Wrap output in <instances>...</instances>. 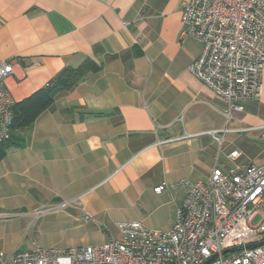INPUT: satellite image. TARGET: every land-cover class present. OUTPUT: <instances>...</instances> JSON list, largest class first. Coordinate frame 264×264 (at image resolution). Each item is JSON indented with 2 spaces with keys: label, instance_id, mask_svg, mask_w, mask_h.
I'll use <instances>...</instances> for the list:
<instances>
[{
  "label": "crops",
  "instance_id": "crops-1",
  "mask_svg": "<svg viewBox=\"0 0 264 264\" xmlns=\"http://www.w3.org/2000/svg\"><path fill=\"white\" fill-rule=\"evenodd\" d=\"M188 1L0 0L15 104L65 68L102 66L0 159V254L103 245L120 238V222L169 231L181 181L264 167V71L261 97L237 101L241 111L199 81L189 67L203 44L182 37Z\"/></svg>",
  "mask_w": 264,
  "mask_h": 264
},
{
  "label": "built area",
  "instance_id": "built-area-1",
  "mask_svg": "<svg viewBox=\"0 0 264 264\" xmlns=\"http://www.w3.org/2000/svg\"><path fill=\"white\" fill-rule=\"evenodd\" d=\"M182 37L203 44L190 72L225 99L232 109L239 100H258L263 90L264 0H189L182 10ZM14 73L9 61L0 63V144L11 137L15 102L4 81ZM239 156L237 151L230 157ZM186 199L169 231L120 222V238L106 244L70 249H34L0 264H264V240L254 224L264 201V167L250 165L227 173L215 169L208 182L181 181ZM160 187L159 190H163ZM240 251L227 253L232 249Z\"/></svg>",
  "mask_w": 264,
  "mask_h": 264
},
{
  "label": "trees",
  "instance_id": "trees-1",
  "mask_svg": "<svg viewBox=\"0 0 264 264\" xmlns=\"http://www.w3.org/2000/svg\"><path fill=\"white\" fill-rule=\"evenodd\" d=\"M101 69L102 66L92 60H87L78 68H65L47 87L16 103L12 109L11 137L9 141L0 144V159L5 156L16 133L31 128L37 119L53 105L59 93L73 89L85 81L90 74L97 73Z\"/></svg>",
  "mask_w": 264,
  "mask_h": 264
},
{
  "label": "water",
  "instance_id": "water-1",
  "mask_svg": "<svg viewBox=\"0 0 264 264\" xmlns=\"http://www.w3.org/2000/svg\"><path fill=\"white\" fill-rule=\"evenodd\" d=\"M262 246H264V240L261 241V242H259V243H256V244L248 245V246L245 247V249H254V248H259V247H262ZM242 249H244V248H240V249H232V250H230V251L225 252V254H227V253L237 252V251H240V250H242ZM216 258H217V256L213 257V258H212L209 262H207L206 264H211V263H213V262L216 260Z\"/></svg>",
  "mask_w": 264,
  "mask_h": 264
},
{
  "label": "rangeland",
  "instance_id": "rangeland-1",
  "mask_svg": "<svg viewBox=\"0 0 264 264\" xmlns=\"http://www.w3.org/2000/svg\"><path fill=\"white\" fill-rule=\"evenodd\" d=\"M264 221V201L260 206V214L254 219L255 225H260Z\"/></svg>",
  "mask_w": 264,
  "mask_h": 264
}]
</instances>
